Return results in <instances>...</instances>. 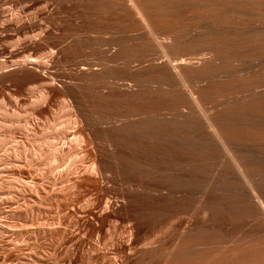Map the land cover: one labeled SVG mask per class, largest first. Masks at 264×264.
<instances>
[{
    "label": "rangeland",
    "instance_id": "rangeland-1",
    "mask_svg": "<svg viewBox=\"0 0 264 264\" xmlns=\"http://www.w3.org/2000/svg\"><path fill=\"white\" fill-rule=\"evenodd\" d=\"M119 13L109 0H0V264H255L226 249L222 227L192 224L176 192L195 189L176 163L204 155L183 128L150 114L179 101L105 94L129 80L83 83L76 73L99 63L98 39L124 35ZM227 15L234 34L250 17ZM243 45H226L232 63L251 56ZM234 131L264 143L258 128Z\"/></svg>",
    "mask_w": 264,
    "mask_h": 264
},
{
    "label": "bare ground",
    "instance_id": "bare-ground-1",
    "mask_svg": "<svg viewBox=\"0 0 264 264\" xmlns=\"http://www.w3.org/2000/svg\"><path fill=\"white\" fill-rule=\"evenodd\" d=\"M63 1L56 0L58 4ZM109 3L120 12L124 35L98 39L99 63L84 62L76 73L83 83L102 75L129 80L108 85L105 94L179 101L150 115L168 126L176 124L173 128H183L204 155L200 162L176 163L175 176L195 184L188 193L184 186L176 190L180 198L187 196L186 208L194 213L192 224H200L207 232L222 227L223 241L231 242L227 250L264 264V143L244 142L234 134L236 126L258 128L264 134V0ZM232 7L250 16L238 22L237 34L226 30L227 11ZM86 11L92 10L87 7ZM234 41L244 44L251 56L232 63L226 45ZM144 118L133 122L151 127L141 121ZM161 189L170 191L169 186L160 185L159 194ZM219 212L227 213L228 219L217 220ZM200 213L202 218L197 219Z\"/></svg>",
    "mask_w": 264,
    "mask_h": 264
}]
</instances>
